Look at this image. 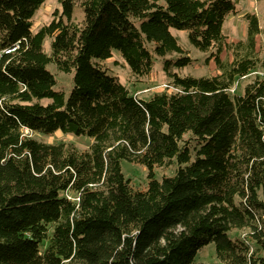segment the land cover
<instances>
[{"label": "trees", "instance_id": "1", "mask_svg": "<svg viewBox=\"0 0 264 264\" xmlns=\"http://www.w3.org/2000/svg\"><path fill=\"white\" fill-rule=\"evenodd\" d=\"M57 1L60 13L34 33L45 0H0V264H203L196 256L210 244L221 264H264L258 17L245 13V39L229 41L232 0ZM171 30L187 32L215 75L173 72L192 59ZM114 51L139 80L161 60L170 91L131 94L103 65ZM50 64L73 74L67 98ZM25 131L91 143L46 144ZM122 161L144 168L143 189Z\"/></svg>", "mask_w": 264, "mask_h": 264}, {"label": "rangeland", "instance_id": "2", "mask_svg": "<svg viewBox=\"0 0 264 264\" xmlns=\"http://www.w3.org/2000/svg\"><path fill=\"white\" fill-rule=\"evenodd\" d=\"M235 4L237 13L229 16L223 25V32L227 36L229 41L243 40L246 36L245 25L246 22L242 16L245 13H254L259 20L260 28L262 33L259 35L258 44L262 48V56L264 57V0H232ZM61 8L57 0H45L39 10L36 12L32 19V32H36L43 25L48 24L53 18L60 13ZM55 14V15H54ZM73 20L75 23L80 24L83 20V12L78 4L74 5L73 8ZM172 35L179 39L180 45L186 49L188 56L192 59L191 63L183 69H173V72L180 76H193V77H209L215 75V66L212 61L206 62L208 57L207 53L199 52L192 48L187 40L186 31L171 30ZM50 40L45 39L43 42V50L47 53L50 51ZM104 67L109 71V74L114 75L118 78L121 84L126 86L131 94L143 98L144 100L149 99L153 94L159 93L165 89L169 84L170 80L162 70L161 60H155L154 68L152 73L144 79H137L133 77L125 65L119 54L114 51L113 56L103 62ZM48 70L54 75L56 85L55 91H60L67 98L73 87L72 73L65 74L56 70L53 64L48 65ZM260 73V72H259ZM256 73H250L244 79L238 80L237 85L232 89L233 94H242L243 86L251 81ZM237 86V87H236ZM48 100H43L42 103H48ZM31 138L46 144H58L61 142H67L73 144L75 147L81 150H86L90 146V139L87 137H78L70 134H62L56 131L52 135H41L33 133L30 135ZM175 166L172 165L169 168L157 169L155 171L156 180H161L163 176H172L174 173ZM121 171L125 178H129L138 189H143L146 185V171L144 168L132 165L125 161L121 162ZM245 232L232 233L230 236L242 237ZM44 246V244H43ZM196 262L203 264H221L215 256L214 245L210 244L202 249L196 256Z\"/></svg>", "mask_w": 264, "mask_h": 264}, {"label": "built area", "instance_id": "3", "mask_svg": "<svg viewBox=\"0 0 264 264\" xmlns=\"http://www.w3.org/2000/svg\"><path fill=\"white\" fill-rule=\"evenodd\" d=\"M25 133L30 136L31 134H33L32 132H28V131H25Z\"/></svg>", "mask_w": 264, "mask_h": 264}]
</instances>
